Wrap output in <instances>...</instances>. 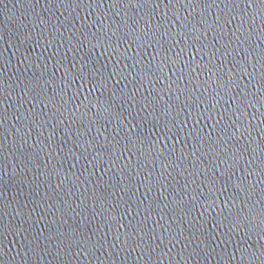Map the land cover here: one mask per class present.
<instances>
[{
	"label": "water",
	"instance_id": "water-1",
	"mask_svg": "<svg viewBox=\"0 0 264 264\" xmlns=\"http://www.w3.org/2000/svg\"><path fill=\"white\" fill-rule=\"evenodd\" d=\"M0 264H264V0H0Z\"/></svg>",
	"mask_w": 264,
	"mask_h": 264
}]
</instances>
